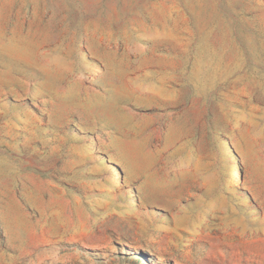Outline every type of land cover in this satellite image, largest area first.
Segmentation results:
<instances>
[{"label":"rangeland","instance_id":"obj_1","mask_svg":"<svg viewBox=\"0 0 264 264\" xmlns=\"http://www.w3.org/2000/svg\"><path fill=\"white\" fill-rule=\"evenodd\" d=\"M0 264H264V0H0Z\"/></svg>","mask_w":264,"mask_h":264}]
</instances>
